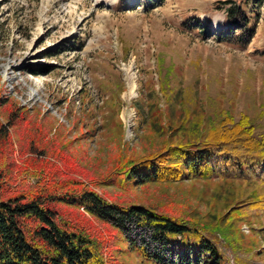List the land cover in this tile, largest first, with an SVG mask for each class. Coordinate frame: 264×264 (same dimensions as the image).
I'll use <instances>...</instances> for the list:
<instances>
[{
    "label": "rangeland",
    "instance_id": "obj_1",
    "mask_svg": "<svg viewBox=\"0 0 264 264\" xmlns=\"http://www.w3.org/2000/svg\"><path fill=\"white\" fill-rule=\"evenodd\" d=\"M224 1L0 0V100L37 112L42 124L48 117L52 132L68 137L78 166L98 176L119 154L158 151L185 112L187 125L205 126L225 113L235 122L244 114L264 132V0ZM237 5L249 18L238 21L252 29L250 38L226 21V10ZM35 67L48 71L33 75ZM8 132L18 164L17 138ZM94 189L123 205L177 209L203 220L224 215L236 196H252L258 203L235 222L234 246L242 262L264 264V183L193 177ZM93 224L112 235L111 263L155 264L116 229ZM226 249L228 264H236L234 250Z\"/></svg>",
    "mask_w": 264,
    "mask_h": 264
},
{
    "label": "trees",
    "instance_id": "obj_2",
    "mask_svg": "<svg viewBox=\"0 0 264 264\" xmlns=\"http://www.w3.org/2000/svg\"><path fill=\"white\" fill-rule=\"evenodd\" d=\"M244 12L240 5L230 7L226 21L250 38L252 29L238 21L249 22ZM47 71L29 69L33 75ZM9 100H0V264H113L106 257L112 235L93 220L116 229L155 264H228L226 246L234 250L236 264H248L239 260L233 234L235 222L255 209L258 202L252 196H236L224 215L203 220L177 209L123 205L94 189L103 183L127 188L193 177L264 183V132H257L247 115L235 122L225 113L205 126L203 120L187 125L185 112L158 151L142 157L119 154L108 172L98 176L78 166L67 151L68 137L59 128L52 132L48 117L42 124L37 112L30 115ZM117 100L108 102L115 107ZM8 129L17 138L18 164ZM133 231L140 234L138 240ZM236 235L243 236L239 230Z\"/></svg>",
    "mask_w": 264,
    "mask_h": 264
}]
</instances>
